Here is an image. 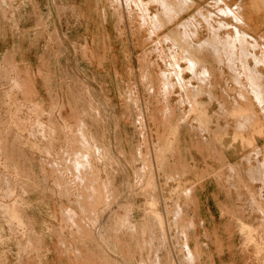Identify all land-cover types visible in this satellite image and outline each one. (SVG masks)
<instances>
[{
    "label": "rangeland",
    "instance_id": "1",
    "mask_svg": "<svg viewBox=\"0 0 264 264\" xmlns=\"http://www.w3.org/2000/svg\"><path fill=\"white\" fill-rule=\"evenodd\" d=\"M263 55L264 0H0V264H264Z\"/></svg>",
    "mask_w": 264,
    "mask_h": 264
},
{
    "label": "crops",
    "instance_id": "2",
    "mask_svg": "<svg viewBox=\"0 0 264 264\" xmlns=\"http://www.w3.org/2000/svg\"><path fill=\"white\" fill-rule=\"evenodd\" d=\"M225 156L226 157H228V159H233L235 156H236V150H234V149H231V148H228V146L226 147V149H225ZM237 256H235V258H234V264H238V262H237Z\"/></svg>",
    "mask_w": 264,
    "mask_h": 264
},
{
    "label": "bare ground",
    "instance_id": "3",
    "mask_svg": "<svg viewBox=\"0 0 264 264\" xmlns=\"http://www.w3.org/2000/svg\"><path fill=\"white\" fill-rule=\"evenodd\" d=\"M217 1V0H216ZM220 5V4H219ZM233 15V14H232ZM223 24V23H222ZM224 27V26H223ZM244 35V34H243ZM217 38V37H216ZM263 57H264V55H263ZM249 89V88H248ZM252 143V142H251ZM262 168V167H261Z\"/></svg>",
    "mask_w": 264,
    "mask_h": 264
}]
</instances>
